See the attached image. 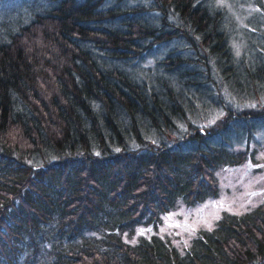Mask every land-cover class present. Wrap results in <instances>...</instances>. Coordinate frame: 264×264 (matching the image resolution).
<instances>
[{
    "label": "trees",
    "instance_id": "obj_1",
    "mask_svg": "<svg viewBox=\"0 0 264 264\" xmlns=\"http://www.w3.org/2000/svg\"><path fill=\"white\" fill-rule=\"evenodd\" d=\"M122 1L50 0L0 41V264H264V203L182 248L129 240L215 196L234 134L264 129V33L241 43L215 0ZM143 42L172 51L139 72Z\"/></svg>",
    "mask_w": 264,
    "mask_h": 264
},
{
    "label": "rangeland",
    "instance_id": "obj_2",
    "mask_svg": "<svg viewBox=\"0 0 264 264\" xmlns=\"http://www.w3.org/2000/svg\"><path fill=\"white\" fill-rule=\"evenodd\" d=\"M5 1L3 4L0 3L1 42L8 40V33L14 31L17 25L27 22L29 10L33 12V9H37L36 13L43 15L45 10L50 8V6H46L50 0H26L25 2L24 0ZM123 1L122 3L118 2V8L116 9L118 12H124L126 8L130 10L136 9L140 13L144 12L143 14L149 13V17L156 4L151 0H147L146 2L141 0ZM217 2H219V5L215 4ZM215 3L216 7L222 10L226 9L229 14H232L234 18L238 19L236 20L238 24L236 34L237 38L241 40H239L241 43L251 42V35L264 33V7L258 8L257 6L260 3L264 6V0H215ZM130 16L133 17L132 14L128 17ZM129 21L133 22V20L128 18L127 24H129ZM134 21L138 22L137 19ZM237 44L239 43H235V45ZM146 45L147 43L143 42L139 46H136L139 47V52L142 51V60L140 62L138 60L132 61L140 69L139 72L147 71L148 69L152 70L153 67H156L172 51V47L169 46L171 44L162 46L154 45V47L148 49L145 48ZM112 54V52L103 49L104 56ZM207 109L210 110L209 107ZM248 140L242 136V132L240 131L238 134H234V138L225 150L226 157L224 156V158L231 162L235 160L236 163H229L228 167L226 165H220V169L217 172L219 187L215 196H210L203 201H198L191 205L183 202V198L179 199L175 209L161 216V223H157V225L151 224L149 226H144V223H142L143 226H137L129 240L135 243L140 237L158 235L170 238L176 242V245H182L180 246L182 248L187 244H191L198 231L212 229L226 215H240L264 203V129H258L255 135H252V138L250 136V140ZM29 201L33 203L35 208L40 210L45 205L36 200L34 196H30ZM60 240L64 241L65 239L62 238ZM39 242H37L39 247H42V238L41 243ZM22 243L16 242L15 245L21 247L26 256L32 252H36L34 250L35 248L32 249L29 239ZM28 245L32 249L30 253H27L26 247ZM13 263L16 264L15 261Z\"/></svg>",
    "mask_w": 264,
    "mask_h": 264
}]
</instances>
